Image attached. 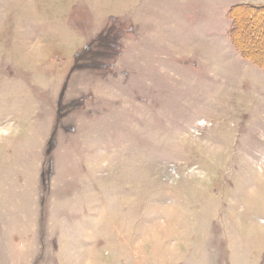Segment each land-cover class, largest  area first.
I'll use <instances>...</instances> for the list:
<instances>
[{
  "label": "rangeland",
  "instance_id": "1",
  "mask_svg": "<svg viewBox=\"0 0 264 264\" xmlns=\"http://www.w3.org/2000/svg\"><path fill=\"white\" fill-rule=\"evenodd\" d=\"M241 2L0 0V264H264Z\"/></svg>",
  "mask_w": 264,
  "mask_h": 264
},
{
  "label": "trees",
  "instance_id": "2",
  "mask_svg": "<svg viewBox=\"0 0 264 264\" xmlns=\"http://www.w3.org/2000/svg\"><path fill=\"white\" fill-rule=\"evenodd\" d=\"M230 15L232 19V27L230 31L232 42L242 51L244 56L264 67V61H262L264 54H256L254 53L253 48L250 46H244L247 40L245 27L254 19L264 20V5H256L252 3L236 4L230 9Z\"/></svg>",
  "mask_w": 264,
  "mask_h": 264
},
{
  "label": "crops",
  "instance_id": "3",
  "mask_svg": "<svg viewBox=\"0 0 264 264\" xmlns=\"http://www.w3.org/2000/svg\"><path fill=\"white\" fill-rule=\"evenodd\" d=\"M241 3H252L256 5H264V0H241Z\"/></svg>",
  "mask_w": 264,
  "mask_h": 264
},
{
  "label": "bare ground",
  "instance_id": "4",
  "mask_svg": "<svg viewBox=\"0 0 264 264\" xmlns=\"http://www.w3.org/2000/svg\"><path fill=\"white\" fill-rule=\"evenodd\" d=\"M262 57H263V55H262ZM264 59V58H263Z\"/></svg>",
  "mask_w": 264,
  "mask_h": 264
}]
</instances>
